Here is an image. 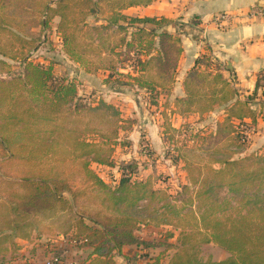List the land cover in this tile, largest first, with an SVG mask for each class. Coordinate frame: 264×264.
<instances>
[{"label":"rangeland","instance_id":"rangeland-1","mask_svg":"<svg viewBox=\"0 0 264 264\" xmlns=\"http://www.w3.org/2000/svg\"><path fill=\"white\" fill-rule=\"evenodd\" d=\"M44 1L54 5V0H15L0 5V92L16 93L27 106H39L35 115L26 116L31 123L0 133V264H45L52 256H59L60 264H77L87 255L82 244L74 246L64 236L74 219L70 211L54 214L43 210L28 217L22 227H6L9 216L5 206L21 191L24 177L65 181L77 193L65 192L74 210L129 213L140 219L137 234L154 245L128 247L127 256L117 257L118 264H140L154 257L165 264L175 251L172 246H180L177 236L181 230H201L211 236L203 214L207 220H223L261 212L264 197L256 203L263 189L260 182L239 183L236 176L232 186L229 175L215 173L224 167V160L264 154V77L259 81L261 89L249 94L236 85V76L229 77L241 101L256 113L255 122H241L231 116L229 108L234 101L222 98L231 91L223 95L220 91L216 76L224 75V69L208 51L207 35L195 31L197 19L168 18L170 22L161 20L157 25V33L166 30L179 36L182 47L183 34L203 41L206 52L187 73L179 69L184 48L174 70L163 71L157 61L150 60L143 72H137L142 68L140 61L152 54L158 57L153 50L158 49V38L149 46L150 38L144 36L140 45L132 33L144 23L129 25V20L123 19L121 23L129 25L124 30L110 21L115 11L132 0L121 4L118 0H96L98 7L94 11L86 8L84 13L73 9L67 29L60 34V17L51 16L46 27L42 23L48 17ZM148 6L125 11L126 7L122 12L143 18L163 9L162 5L156 10ZM128 41L132 44L126 45ZM26 60L51 65L57 77L73 81L84 108L55 103L53 110L52 93L30 81L22 92L19 84H23ZM111 73L113 81L104 82ZM121 80L126 84L120 85ZM104 102L115 106L118 114L111 115L104 107L90 109ZM220 122L226 127L223 132L218 128ZM239 132L242 136L236 140ZM99 160L108 164H99ZM129 164L134 165L133 177L148 180V188L163 191L146 201H136L137 191L145 190L141 186H114L122 167ZM98 176L107 185L99 183ZM218 181L224 185L216 189ZM211 187L215 189L206 193ZM170 230L176 237L166 242L161 233ZM159 242L164 244L155 245ZM199 254L214 261L230 256L215 241L203 243Z\"/></svg>","mask_w":264,"mask_h":264},{"label":"trees","instance_id":"trees-1","mask_svg":"<svg viewBox=\"0 0 264 264\" xmlns=\"http://www.w3.org/2000/svg\"><path fill=\"white\" fill-rule=\"evenodd\" d=\"M97 2L96 0H54V5L45 2L44 11L48 14V17L45 21H42V23L46 27L51 16L60 17L57 31L59 34L63 33L69 25L70 13L73 9L80 13H84L86 8H90L94 11L95 8L98 7ZM123 2V0H118L117 3L121 4ZM152 2V0H139L137 2L132 0L128 2L125 7L115 11V13L111 15L110 21L113 25L115 24L118 29L124 30H127L130 24L144 23L145 26L136 27L137 31L133 32L132 36H134L136 40L138 39L140 45L143 43L144 36L150 38L149 46H153L156 41L155 38H158V49H153L157 51L158 57L152 54L148 60L140 61L142 68L138 69L137 72H143L145 64L150 62V60L157 61L158 66L163 71L168 72L169 70L175 69L179 55H181L183 51L181 38L179 36L166 30L157 33V25L161 20L170 22V19L166 17L161 19L156 17H128L122 12L126 7L129 8L142 4L149 5ZM13 3H15V0H0V5L7 6ZM123 19L126 22L129 20L127 22L129 25L121 23ZM129 44H132V42L128 41L126 43V45ZM68 55L71 57L70 51H68ZM25 64V75L22 78L23 84H19V89L22 92H25L26 84H28L27 81H30L34 86L36 83L41 89L52 93L53 110L55 103H59L60 105H62V103H75L77 108H84V105L80 104L78 101L79 97L76 85L73 81H69L66 77H57L55 73H53L51 65H42L34 63L31 60H26ZM9 67L10 66L6 67L5 70ZM119 75L125 77V73H119ZM113 76V73L108 74L104 82L110 83L113 81ZM216 79L221 83L220 91L222 95L224 91H231L230 96H222L223 100L228 102L234 101L229 108L230 110L232 108L231 116L239 119L241 122H244L246 119L255 122V111L241 101L237 89L231 87V80L224 77L223 74L217 75ZM115 81L116 79H114V82ZM123 84L126 83L121 80L120 85ZM259 87L260 83L258 81L256 92ZM42 105H44V102H42ZM236 105L238 107L235 109L234 107ZM246 106L247 108L245 109ZM102 107L110 110L112 112L111 115L116 116L118 114L115 106L105 102L96 106H91L90 109L92 111H97L102 109ZM37 108H39V106H27L24 99L16 93L6 94V91L0 92V133L5 132L10 127L13 129L27 122L31 123L26 116L28 115V117H31L30 115H35V109ZM117 120H120L119 117ZM218 128L223 132L222 129L226 127L223 122H220L218 123ZM229 128H231V126H229ZM229 131L234 132L235 129ZM240 134L239 132L238 138L234 136L236 140L241 138L242 135ZM1 141L3 144H6L5 139ZM99 162V164H108L104 160H99ZM223 164L224 167L216 170L215 174L229 175L230 179L228 184L232 186L236 182L233 181L236 176L239 177V183L257 184L260 182V186H262L263 189L259 190L260 192L258 191L260 196H258L256 203L264 197V154L251 155L237 160L227 159L223 161ZM133 167L134 165L131 164L122 167L121 177L114 186H118L117 188L119 189L129 183L136 187L141 186L142 189L145 190L143 192L141 190L137 191L135 196L136 201H146L148 198L151 199L155 197L156 194L163 191V189L148 188V180H138L133 177V173H131ZM98 182L107 185L106 180L99 176ZM223 185V181L216 182V189ZM20 188L21 191L14 193L15 200H12L10 204L5 206L8 210L6 213H8L7 215L9 216L6 227L11 230L22 227L28 217L32 214H38L43 210L51 211L54 214L59 211H70L73 213L74 219L71 225H69V230L64 232V236L68 238L69 242L74 246L82 244V246L88 250L86 257L80 258L78 264H118V256H127L124 250L125 247L132 245H143L148 247L154 245L139 237L137 231L140 229L142 221L134 215L129 213L123 215H105L100 212L91 213L85 210H74V204L71 199L65 195V192H69L73 196H76L77 193L74 192L65 181L58 178L50 182L48 179L24 177L20 182ZM214 189V187H211L206 193ZM259 210L261 212L257 215H252V217L249 215L228 216L223 220H207L208 217L203 214L202 221L206 222L205 228L211 231V236L205 234L201 230H181L177 236L180 246H172L175 251L170 255L169 260L165 264H264V205H262ZM161 235L166 242L176 237L175 232L172 230L162 232ZM7 236L10 237L11 235L7 234ZM211 241H215L226 248L230 256L218 261L202 259L199 254L200 247L203 243ZM162 244L164 243L159 242L155 245ZM140 264L162 263L160 257H154Z\"/></svg>","mask_w":264,"mask_h":264},{"label":"crops","instance_id":"crops-1","mask_svg":"<svg viewBox=\"0 0 264 264\" xmlns=\"http://www.w3.org/2000/svg\"><path fill=\"white\" fill-rule=\"evenodd\" d=\"M161 5L163 9L152 13L153 17L157 14L181 21L197 19L195 31L207 35L206 44L211 46L208 51L222 63L224 77L236 76V85L247 94L256 91L258 81L264 77V17H249V11L254 6H264V0H154L148 7L156 10ZM131 8L134 7L125 11ZM223 13L228 18L220 19ZM182 41L179 69L184 68L185 74L206 49L203 41L197 42L186 34Z\"/></svg>","mask_w":264,"mask_h":264},{"label":"built area","instance_id":"built-area-1","mask_svg":"<svg viewBox=\"0 0 264 264\" xmlns=\"http://www.w3.org/2000/svg\"><path fill=\"white\" fill-rule=\"evenodd\" d=\"M249 17H264V6H254L249 11ZM220 19L228 18V14L223 13L219 16ZM61 259L59 256H52L46 259L45 264H60Z\"/></svg>","mask_w":264,"mask_h":264}]
</instances>
